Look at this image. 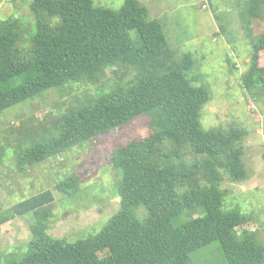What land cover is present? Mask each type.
<instances>
[{"label": "trees", "instance_id": "trees-1", "mask_svg": "<svg viewBox=\"0 0 264 264\" xmlns=\"http://www.w3.org/2000/svg\"><path fill=\"white\" fill-rule=\"evenodd\" d=\"M243 2L247 17L261 16L264 0ZM30 9L32 30L14 32L4 28L11 18L0 20V114L49 89L98 79L113 64H133L137 73L128 88L85 97L60 112L59 134L18 154V170L138 116L146 123L143 137L117 144L112 152L111 162L122 169L120 207L96 235L73 242L50 235L47 208L56 197L44 189L0 216V224L17 215L35 218L26 253L0 264H189L195 251L217 240L229 264H264L257 232L239 230L250 216L224 208L229 194L222 187L225 175L231 181L247 178L242 141L248 131L240 125L203 127L202 109L210 95L189 76L193 55L186 52L175 60L162 22L149 19L138 0H125L120 9L94 0H32ZM258 29L247 27L251 66L243 74L245 87L255 95L264 94V27ZM131 30H137L139 44ZM56 188L75 193L79 180L70 176ZM199 208L198 216L175 224L186 209Z\"/></svg>", "mask_w": 264, "mask_h": 264}, {"label": "rangeland", "instance_id": "rangeland-1", "mask_svg": "<svg viewBox=\"0 0 264 264\" xmlns=\"http://www.w3.org/2000/svg\"><path fill=\"white\" fill-rule=\"evenodd\" d=\"M31 1L0 0V20L11 18V24L6 21L4 28L14 32L32 30ZM124 1L94 0L96 5L113 9H120ZM138 1L147 7L149 19L162 22L167 40L175 49V60L179 61L186 52L193 55L195 65L189 76L195 77L196 83L210 95L202 109L203 127L227 130L240 125L247 129L242 141L247 178L231 181L225 175L222 187L229 194L224 208H236L249 215L251 219L239 230H255L264 244V94H253L243 82V74L251 66L252 45L247 27H258V32L263 29L264 8L261 16L252 20L245 15L244 0ZM131 36L137 44L141 42L137 30H131ZM261 60L264 63V51ZM136 73L133 64H113L98 79L49 89L0 114V216L10 215L14 203L50 188L56 197L47 208L50 235L73 242L96 235L104 227L120 207L118 187L122 169L111 162L112 152L117 144L143 137V116L69 151L38 163H25L24 171L17 169L16 157L36 142L49 141L59 134L56 117L60 112L79 105L85 97L96 99L109 90L128 88ZM70 176L78 178L79 188L65 194L56 185ZM141 210L143 205L139 214ZM201 212L202 208L186 209L175 224L191 220ZM34 219L29 213L0 224V262L18 260L26 253ZM191 257L189 264H229L218 240L198 249Z\"/></svg>", "mask_w": 264, "mask_h": 264}]
</instances>
